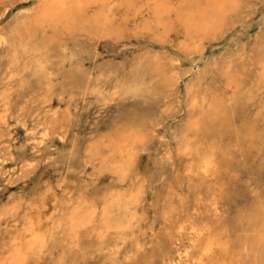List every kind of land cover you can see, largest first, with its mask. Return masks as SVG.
Wrapping results in <instances>:
<instances>
[{"label": "snow or ice", "instance_id": "obj_1", "mask_svg": "<svg viewBox=\"0 0 264 264\" xmlns=\"http://www.w3.org/2000/svg\"><path fill=\"white\" fill-rule=\"evenodd\" d=\"M11 7L32 24L0 30V130L28 114L27 187L0 198V264H264V0ZM241 14L259 42L186 71Z\"/></svg>", "mask_w": 264, "mask_h": 264}, {"label": "rangeland", "instance_id": "obj_2", "mask_svg": "<svg viewBox=\"0 0 264 264\" xmlns=\"http://www.w3.org/2000/svg\"><path fill=\"white\" fill-rule=\"evenodd\" d=\"M13 4L24 2L23 0H13ZM11 5V6H12ZM7 12L11 13L8 19L4 23L9 22L13 16L19 15L18 11H13L12 7H9ZM6 13V12H5ZM5 16V15H4ZM243 19L236 24V26L229 28L226 33L220 36V38L209 40L210 42L204 44L201 54L191 58L186 62V69L190 68V73L196 76L198 72H194V69H200L203 66V62L209 59L228 53L239 42L241 46L250 45L256 36L260 33L259 17L250 19L247 16L242 15ZM193 78L192 76H186L188 81ZM89 134H92L91 126H89ZM24 128L21 125L14 127V140L11 142L8 136L0 139V198L10 199L20 196L23 190L27 187V181L20 175L19 165L16 161L17 146L25 139ZM98 135L105 133V128L99 127L96 129Z\"/></svg>", "mask_w": 264, "mask_h": 264}, {"label": "bare ground", "instance_id": "obj_3", "mask_svg": "<svg viewBox=\"0 0 264 264\" xmlns=\"http://www.w3.org/2000/svg\"><path fill=\"white\" fill-rule=\"evenodd\" d=\"M24 1V0H23ZM14 2H13V0H0V7H2L4 4H7V5H9L10 7H11V5L13 4ZM6 13H5V11H0V18H2V17H4V15H5ZM100 15H102V12L100 13ZM243 14H241V15H239V16H236V17H230L229 19L231 20V27L230 28H232V27H234V26H236V24H239V22L243 19L242 16ZM17 16H19V15H16V16H13L12 17V19L9 21V22H6V23H3V24H0V30H3V28L6 26V25H8V24H10V23H17V26H18V28H20V29H26L27 27H29V26H31V24H32V21H30V20H21V21H17L16 20V17ZM206 19V22L207 23H212L213 21H212V18L211 17H206L205 18ZM223 35V34H222ZM221 36V35H220ZM220 36H219V38H220ZM215 37H213L212 39H214ZM212 39H208V40H206L205 41V43L204 44H206L207 42L209 43L210 41L209 40H212ZM216 39V38H215ZM218 40V39H217ZM259 40H260V33L256 36V38L252 41V44L253 43H258L259 42ZM244 46V45H243ZM242 46V47H243ZM227 53H224L223 55H226ZM223 55H221V56H223ZM125 60H127L128 58L127 57H125L124 58ZM111 63H113L114 65H116V68H115V71L117 72V74H119L120 76H124L125 75V67H124V62L123 61H113V62H111ZM202 68V67H201ZM200 68V69H201ZM186 71H190V68H187L186 69ZM139 72V70L137 69V72L136 73H134L133 71H132V65H131V62H129V64H128V67H127V75L129 76V77H135V75L137 74ZM198 75H199V73L196 75L197 77H198ZM191 81H192V78L191 79H189L188 80V83H191ZM185 87H187V85H185ZM25 103H27V101L25 100L24 101ZM127 103H129L128 101H126V100H118V102H117V104L115 105L116 107H119L121 104H127ZM24 115V119H22V120H20V124L19 125H21L22 126V128H24L23 126H24V124H26V123H28L29 122V120H28V114L27 113H24L23 114ZM107 131V129H105V132ZM104 135H105V133H102V134H100L99 135V137L100 138H103L104 137ZM5 136H8L9 138H10V141L12 142L13 140H14V126L12 125V124H9V127H8V129L7 130H0V139L1 138H3V137H5ZM0 158H1V156H0ZM16 159V161H17V157L15 158ZM257 227H258V224H257Z\"/></svg>", "mask_w": 264, "mask_h": 264}]
</instances>
